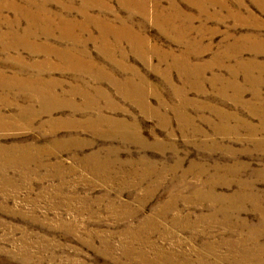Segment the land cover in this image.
Returning <instances> with one entry per match:
<instances>
[{
  "label": "rangeland",
  "instance_id": "1",
  "mask_svg": "<svg viewBox=\"0 0 264 264\" xmlns=\"http://www.w3.org/2000/svg\"><path fill=\"white\" fill-rule=\"evenodd\" d=\"M165 263L264 264V0H0V264Z\"/></svg>",
  "mask_w": 264,
  "mask_h": 264
},
{
  "label": "bare ground",
  "instance_id": "2",
  "mask_svg": "<svg viewBox=\"0 0 264 264\" xmlns=\"http://www.w3.org/2000/svg\"><path fill=\"white\" fill-rule=\"evenodd\" d=\"M257 50V49H256ZM150 244V243H149ZM248 244H251V246H248ZM242 249L245 251H242V255L246 256L249 255L250 252L254 251L252 241L249 239L246 244L241 245ZM138 251V250H137ZM143 252V251H142ZM167 255V254H166ZM240 257V256H239ZM149 258V257H148ZM156 258V257H155ZM249 259V258H248ZM153 260V259H152ZM239 261V260H238ZM166 264V263H165Z\"/></svg>",
  "mask_w": 264,
  "mask_h": 264
}]
</instances>
